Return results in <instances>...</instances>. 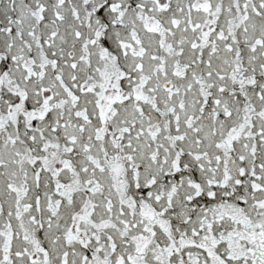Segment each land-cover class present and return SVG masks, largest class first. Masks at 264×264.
Listing matches in <instances>:
<instances>
[{"label": "snow or ice", "instance_id": "1", "mask_svg": "<svg viewBox=\"0 0 264 264\" xmlns=\"http://www.w3.org/2000/svg\"><path fill=\"white\" fill-rule=\"evenodd\" d=\"M0 264H264V0H0Z\"/></svg>", "mask_w": 264, "mask_h": 264}]
</instances>
